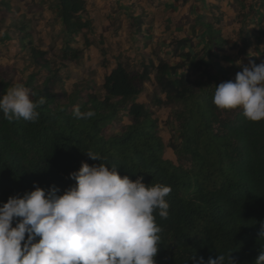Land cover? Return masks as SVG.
Segmentation results:
<instances>
[{
    "label": "trees",
    "instance_id": "1",
    "mask_svg": "<svg viewBox=\"0 0 264 264\" xmlns=\"http://www.w3.org/2000/svg\"><path fill=\"white\" fill-rule=\"evenodd\" d=\"M55 3L62 26L57 55L29 45L34 70L25 78H9L4 72L9 68L0 67V97L14 82L30 89L34 100L46 97L36 122H9L0 112V206L36 186L46 193L55 186L62 195L75 186L69 174L82 162L90 166L102 162L110 169L116 166L121 177L133 181L143 177L145 185L171 187L165 197L168 217L155 213L162 229L156 264H194L191 256L207 261L229 251L238 264H254L264 249V120L252 122L242 109L221 110L213 103L219 80L235 82L241 71L212 68L196 60L201 76L191 80L177 74L191 62L188 55L174 66L160 60L134 70L118 62L108 70L106 52L101 50L103 83L76 86L67 94L62 71L81 58L76 39L91 33L92 26L84 0ZM252 61L259 65L255 58ZM146 83L153 86L152 107H172L168 145L174 162L163 156L157 120L137 102ZM75 105L95 115L76 119ZM87 152L102 160H91Z\"/></svg>",
    "mask_w": 264,
    "mask_h": 264
},
{
    "label": "clouds",
    "instance_id": "2",
    "mask_svg": "<svg viewBox=\"0 0 264 264\" xmlns=\"http://www.w3.org/2000/svg\"><path fill=\"white\" fill-rule=\"evenodd\" d=\"M34 95L24 84L14 82L0 97L4 119L36 122L37 109L46 97L34 100ZM213 103L221 110L242 109L252 122L264 120V62L257 65L250 60L235 82L216 86ZM73 115L89 119L95 113L75 105ZM87 155L93 161L102 160L99 154ZM69 175L75 186L62 195L55 186L47 193L36 186L0 206V264H156L162 229L155 213L168 217L170 205L165 197L171 187L145 185L143 177L135 181L121 177L116 166L110 169L102 162L91 166L82 162ZM232 252L207 261L190 259L194 264H238ZM254 264H264V249Z\"/></svg>",
    "mask_w": 264,
    "mask_h": 264
},
{
    "label": "crops",
    "instance_id": "3",
    "mask_svg": "<svg viewBox=\"0 0 264 264\" xmlns=\"http://www.w3.org/2000/svg\"><path fill=\"white\" fill-rule=\"evenodd\" d=\"M84 1L92 31L76 39L75 47L82 56L73 64L81 62L86 67L89 54L86 52L92 49L93 56L97 49L100 52V64L101 50L106 52L108 70L118 62L139 67L142 63L157 64L163 60L174 66L188 55L191 62L177 74L184 73L191 80H198L201 71L195 67L196 60L232 72L242 71L253 58L259 64L264 62V0ZM1 11L6 14L0 19L3 27L0 29V67L19 68L25 78L34 70L29 45L41 51L53 48L59 51L62 47V26L55 0H0ZM31 20L36 23L35 30L25 37L28 27L22 24L30 26ZM68 64L62 71L66 76H70ZM76 85L99 86L93 82ZM169 140L170 137L166 142L162 140L163 156L174 162Z\"/></svg>",
    "mask_w": 264,
    "mask_h": 264
},
{
    "label": "rangeland",
    "instance_id": "4",
    "mask_svg": "<svg viewBox=\"0 0 264 264\" xmlns=\"http://www.w3.org/2000/svg\"><path fill=\"white\" fill-rule=\"evenodd\" d=\"M5 14L6 13L1 11L0 12V19H2ZM29 22H30V26H28V23H26V24L23 23L22 26L24 28L28 27L27 31L25 33L31 35V33H33V30H35L36 23L33 20H31ZM23 27H21L20 29H23ZM1 29H3V27ZM93 50L94 49L90 50V52L89 51L86 52V53H89L87 55L86 67H83L81 62H79L78 64H73V63L68 64V67L70 69V76L69 75L66 76V74L63 73V76H64L63 77L64 78L63 90L67 94L75 90L76 87H74V84L76 85V83H78V82H88L89 84L91 82H93L95 84H98L99 86L102 84L104 72L100 68V52L97 49L95 52L96 56H93L92 55ZM50 51H51L52 55H57L58 50H55V48H53ZM131 67H134V70H135V68H137V66H135V65H133ZM4 72L7 74V76L9 78L12 77L15 79L16 77L21 76V74H20L21 72L19 71V68H17V69L16 68H10L9 72H6V71H4ZM43 75L44 74L41 73L40 77L38 76L37 80L38 81L41 80ZM89 88H90V85H89ZM54 91L58 92L59 89L57 87H55ZM81 92H82V94H85L86 91H83V89H82ZM152 92H153L152 85L146 83L144 85L143 89L141 90L139 96L137 97V102L145 104L149 108V110L152 112L153 117L158 122L159 136L162 138V140L164 142H166V140L169 137H171V132H172V129L169 127L170 124L168 122V118H169L170 113L172 111V109H171L172 107H166V108L152 107L150 105ZM162 111H166V114H164ZM123 123L126 124L127 121L124 120Z\"/></svg>",
    "mask_w": 264,
    "mask_h": 264
}]
</instances>
